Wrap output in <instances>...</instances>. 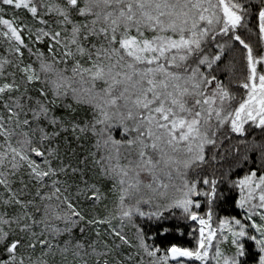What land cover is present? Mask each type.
<instances>
[{
  "label": "snow or ice",
  "instance_id": "snow-or-ice-1",
  "mask_svg": "<svg viewBox=\"0 0 264 264\" xmlns=\"http://www.w3.org/2000/svg\"><path fill=\"white\" fill-rule=\"evenodd\" d=\"M0 264H264V0H0Z\"/></svg>",
  "mask_w": 264,
  "mask_h": 264
}]
</instances>
